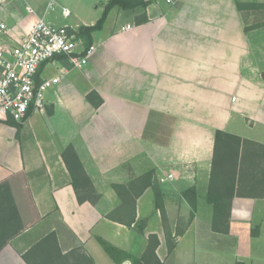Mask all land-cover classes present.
Segmentation results:
<instances>
[{
    "label": "crops",
    "instance_id": "crops-1",
    "mask_svg": "<svg viewBox=\"0 0 264 264\" xmlns=\"http://www.w3.org/2000/svg\"><path fill=\"white\" fill-rule=\"evenodd\" d=\"M109 1L0 0V22L14 37L41 17L78 31L94 25ZM173 1L152 0L149 21L139 25L138 11L114 7L92 33L96 51L87 65L73 67L63 56L45 65L42 77L61 80L47 90L44 111L20 130L0 118V209L10 233L0 264H29L23 254L51 232L62 254L49 264H156L157 257L162 264H264V197L235 196L228 233L213 229L205 201L217 129L264 143V25L246 31L237 6L264 0ZM92 91L103 99L99 107L88 100ZM68 145L100 193L96 204L78 201L62 156ZM151 169L158 179L174 173L159 181L165 223L151 187L136 203L144 232L108 218L122 202L113 184ZM191 186L199 198L190 220L182 193ZM166 225L176 238L173 262ZM150 234L160 244L157 257L144 260Z\"/></svg>",
    "mask_w": 264,
    "mask_h": 264
},
{
    "label": "trees",
    "instance_id": "trees-1",
    "mask_svg": "<svg viewBox=\"0 0 264 264\" xmlns=\"http://www.w3.org/2000/svg\"><path fill=\"white\" fill-rule=\"evenodd\" d=\"M151 2L152 0H110L105 6L101 18L94 25L81 26L76 32L77 37L83 40L86 47H90L92 45V33L103 28L110 11L114 7H120L130 12L138 11L139 14L135 17L136 24L147 23L149 21L147 8ZM237 6L245 22L246 31L264 25V3L238 1ZM88 100L96 107H99L103 102L96 91L88 94ZM24 121L19 122L12 118L6 120L8 123H15L19 130ZM62 156L71 173L72 185L78 201L80 203L89 201L96 204L100 199V193L96 190L75 147L68 145L63 149ZM149 187L154 190L156 207L160 209L165 223L167 216L164 195L155 169L148 170L127 183H114L113 188L122 202L108 213L107 217L128 226L135 223L138 231L144 232L147 220H137L136 203ZM182 194L191 205V220L195 217L198 208V189L196 186H191L186 188ZM235 196L264 197V143L217 129L210 181L205 195V201L213 207L212 227L215 231L229 232L232 201ZM2 213L0 209V250L10 237L8 223ZM183 232V227H179L175 236L181 235ZM255 232L254 229L253 233ZM166 237L169 250L168 261H172L174 259L176 238L167 229V225ZM159 244L158 235L150 234L143 259L147 260L149 254L157 257L156 249ZM35 250L37 252L35 256L29 254ZM61 254L62 250L59 246L58 236L56 232H51L35 244L32 250L30 249L24 253L23 256L29 264H49L57 260ZM156 264H162L158 257Z\"/></svg>",
    "mask_w": 264,
    "mask_h": 264
},
{
    "label": "built area",
    "instance_id": "built-area-1",
    "mask_svg": "<svg viewBox=\"0 0 264 264\" xmlns=\"http://www.w3.org/2000/svg\"><path fill=\"white\" fill-rule=\"evenodd\" d=\"M63 13L68 16L70 11L64 8ZM132 26L128 24L121 29ZM76 32L70 25H57L41 17L28 33L14 37L11 27L0 22V118L20 122L30 113L46 109L47 90L61 80L60 76L42 77L48 63H56L63 56L73 67L87 65L96 46L86 47ZM170 179H174V173L159 177L160 182Z\"/></svg>",
    "mask_w": 264,
    "mask_h": 264
},
{
    "label": "rangeland",
    "instance_id": "rangeland-1",
    "mask_svg": "<svg viewBox=\"0 0 264 264\" xmlns=\"http://www.w3.org/2000/svg\"><path fill=\"white\" fill-rule=\"evenodd\" d=\"M65 264H75L74 262L71 263L70 260H67Z\"/></svg>",
    "mask_w": 264,
    "mask_h": 264
},
{
    "label": "water",
    "instance_id": "water-1",
    "mask_svg": "<svg viewBox=\"0 0 264 264\" xmlns=\"http://www.w3.org/2000/svg\"><path fill=\"white\" fill-rule=\"evenodd\" d=\"M127 264H129V263H127Z\"/></svg>",
    "mask_w": 264,
    "mask_h": 264
}]
</instances>
